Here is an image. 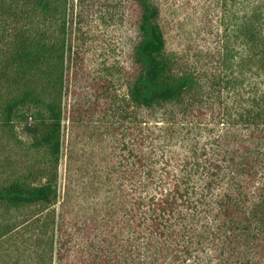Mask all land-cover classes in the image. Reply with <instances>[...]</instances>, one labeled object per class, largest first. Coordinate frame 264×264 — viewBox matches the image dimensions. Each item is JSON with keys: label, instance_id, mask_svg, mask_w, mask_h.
Listing matches in <instances>:
<instances>
[{"label": "trees", "instance_id": "16d2710c", "mask_svg": "<svg viewBox=\"0 0 264 264\" xmlns=\"http://www.w3.org/2000/svg\"><path fill=\"white\" fill-rule=\"evenodd\" d=\"M132 1L126 91L103 78L90 90L118 175L95 213L68 218L70 0H0V264H264V0H213L204 68L168 53L156 2Z\"/></svg>", "mask_w": 264, "mask_h": 264}, {"label": "rangeland", "instance_id": "374dc122", "mask_svg": "<svg viewBox=\"0 0 264 264\" xmlns=\"http://www.w3.org/2000/svg\"><path fill=\"white\" fill-rule=\"evenodd\" d=\"M152 1L160 8L168 53L204 68L208 54L213 53V0ZM69 5V39L76 64L67 73L62 98L58 191L60 199L66 195V216L84 218L98 210V203L108 196L106 190L118 175L106 126L100 115L89 116V106L96 101V94L93 101L90 90L97 86L95 79L103 78L112 83L119 95L126 91L133 73L139 13L132 0H70ZM79 105L85 114L81 113V121L72 122L68 111L75 107L76 112ZM140 115L148 124L159 120L145 110ZM17 132L20 133L19 127ZM8 145L3 153L15 159L13 168L22 169L23 151L14 148L12 142Z\"/></svg>", "mask_w": 264, "mask_h": 264}]
</instances>
